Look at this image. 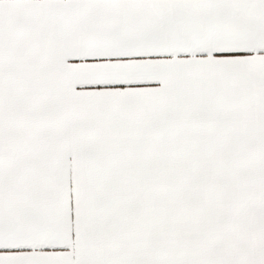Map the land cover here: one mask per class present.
I'll return each mask as SVG.
<instances>
[{
    "label": "snow or ice",
    "instance_id": "6c2138e0",
    "mask_svg": "<svg viewBox=\"0 0 264 264\" xmlns=\"http://www.w3.org/2000/svg\"><path fill=\"white\" fill-rule=\"evenodd\" d=\"M0 264H264V0H0Z\"/></svg>",
    "mask_w": 264,
    "mask_h": 264
}]
</instances>
